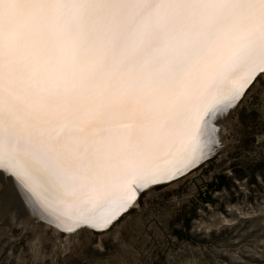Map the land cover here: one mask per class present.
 <instances>
[{"label": "snow or ice", "instance_id": "1", "mask_svg": "<svg viewBox=\"0 0 264 264\" xmlns=\"http://www.w3.org/2000/svg\"><path fill=\"white\" fill-rule=\"evenodd\" d=\"M260 77L264 0H0V166L115 227Z\"/></svg>", "mask_w": 264, "mask_h": 264}, {"label": "rangeland", "instance_id": "2", "mask_svg": "<svg viewBox=\"0 0 264 264\" xmlns=\"http://www.w3.org/2000/svg\"><path fill=\"white\" fill-rule=\"evenodd\" d=\"M207 128L199 154L214 155L145 191L106 231L69 235L21 222L15 202L0 198V264H264V77L238 107L217 110ZM220 174L228 179L215 190Z\"/></svg>", "mask_w": 264, "mask_h": 264}, {"label": "bare ground", "instance_id": "3", "mask_svg": "<svg viewBox=\"0 0 264 264\" xmlns=\"http://www.w3.org/2000/svg\"><path fill=\"white\" fill-rule=\"evenodd\" d=\"M215 113H217V110L216 111L214 110L211 113L210 117L208 119L204 120V124L201 127L202 134L199 136L198 143L192 144L188 153L193 152L195 150H197L199 152V149H201L203 147L204 132L206 129H208L207 128L208 123H209L210 119L213 118ZM156 155L160 157V159L157 161V163L161 169H165L167 166H169V164L171 165L172 162H174L175 160H177L181 157V156H175V158L164 157L163 152L156 153ZM187 156H189V155H187ZM0 171H2L4 174L3 179L0 181V190H2L4 192V196L2 197V201H5V200L9 201L10 200L13 203L15 202V205L17 208L14 207V205H12L14 210H15L14 216H17V215L20 216L21 222L25 217H27L26 219H28L29 223L41 224L42 226H44V228L51 227L56 232H60L55 226H53L47 222H43L41 220V219L44 220V218H46V219L52 221L53 223H57L59 225H61V221L67 220L62 212L52 210L49 206H47L44 203V198L47 197L49 200H52L53 194L46 189H45V191H44V189H38L33 194L32 192L27 190L25 184H24L25 185L24 186L20 180L18 181V179H16L17 177L16 178L14 177L15 175L13 176L12 174H9L5 170H0ZM12 186L17 188L16 189L17 191L14 190ZM17 192L20 193L18 196L23 198L22 200L20 198L18 199V197L15 196ZM35 193H37V194H35ZM114 204L118 205L119 201H113V200L105 201L100 207H98L94 210L93 214L108 210L110 208V206H112ZM96 210H97V212L95 213ZM28 215H29V217H28Z\"/></svg>", "mask_w": 264, "mask_h": 264}, {"label": "water", "instance_id": "4", "mask_svg": "<svg viewBox=\"0 0 264 264\" xmlns=\"http://www.w3.org/2000/svg\"><path fill=\"white\" fill-rule=\"evenodd\" d=\"M257 81V80H256ZM255 81V82H256ZM254 82V83H255ZM235 103V102H234ZM216 111V110H215ZM213 111H211L205 118V119H208L211 115ZM216 149H208L206 152H202L201 154H199L200 152H198L197 150L193 151V152H190L188 153L189 156L185 157V156H181L179 159L175 160L174 162L171 163V165L169 164V166H167L165 168V170L168 171V176L167 177H164V176H157L156 179L159 181V183H155V184H150L148 188H139L138 186V192L140 193L135 202H133V205L132 207H130L128 209L131 210L135 207H137V204H139V200L141 198V195L145 192V191H149L157 186H160V185H163V184H167V183H171L173 181H176V180H179L180 178L186 176L187 174H189L191 171H193L194 169H196L201 163H203L208 157L210 156H213L214 153H215ZM195 153V154H194ZM189 160H191V163H189ZM0 170H5L7 171L9 174H12L13 176L15 175L14 173L11 172L10 169L8 168H5V167H2L0 166ZM16 179H18V181L20 180L21 183H23V185L25 184L23 180H21L20 177L18 176H14ZM25 186V185H24ZM27 190L32 192L34 194L35 191H32L30 188H28L26 186ZM37 191V190H36ZM45 191V189H44ZM37 194V193H35ZM39 197V196H38ZM127 211V212H128ZM97 212V210L95 211V213ZM43 222H47L53 226H55L60 232L64 233V234H73L75 233L76 231H78L79 229L81 228H89V229H92V230H96V231H100V232H103V231H106L107 229H103V228H100V227H95L93 228L90 224H84L83 222H81L79 225H75V224H72L69 220H64V221H61V225L57 224V223H53L52 221L44 218L41 219ZM66 222V223H65ZM67 239L69 240L70 239V236H67Z\"/></svg>", "mask_w": 264, "mask_h": 264}, {"label": "trees", "instance_id": "5", "mask_svg": "<svg viewBox=\"0 0 264 264\" xmlns=\"http://www.w3.org/2000/svg\"><path fill=\"white\" fill-rule=\"evenodd\" d=\"M220 178H216L215 180H213V182H211V186L215 189V190H219L223 187V183L221 181H224L226 179H228L226 174H220L219 176ZM221 179V180H220ZM211 199V193L208 194V196L206 197V201H209Z\"/></svg>", "mask_w": 264, "mask_h": 264}]
</instances>
